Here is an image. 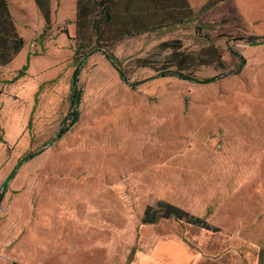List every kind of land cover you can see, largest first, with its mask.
I'll use <instances>...</instances> for the list:
<instances>
[{
	"label": "rangeland",
	"instance_id": "374dc122",
	"mask_svg": "<svg viewBox=\"0 0 264 264\" xmlns=\"http://www.w3.org/2000/svg\"><path fill=\"white\" fill-rule=\"evenodd\" d=\"M7 1L25 43L0 65V188L19 160L45 150L16 171L0 223L6 208L27 213L29 244L41 235L40 214L58 227V236L42 233L44 264H123L142 247L146 206L164 200L216 231L162 219L158 234L179 236L217 264H264V42L253 44L264 40V0H209L191 21L118 42L109 52L127 82L93 38L77 89V0H49L43 41L35 0ZM164 41L193 57L180 65L188 79L162 75L172 62ZM74 92L79 120L49 146ZM71 236L82 247L70 249Z\"/></svg>",
	"mask_w": 264,
	"mask_h": 264
},
{
	"label": "trees",
	"instance_id": "16d2710c",
	"mask_svg": "<svg viewBox=\"0 0 264 264\" xmlns=\"http://www.w3.org/2000/svg\"><path fill=\"white\" fill-rule=\"evenodd\" d=\"M40 12L43 14L46 27L41 34L40 41H43L46 32L51 28V8L49 0H35ZM147 8L146 13H143ZM77 27L76 32L79 38L83 39L81 49H77L75 58L79 63L86 53L83 49L91 44L92 39L95 40V46L105 49L114 60L118 63V58L109 52L110 49L118 42L132 36H139L145 32H154L165 27H171L180 22L191 21L194 16L198 15L188 4L186 0H77ZM7 0H0V65H8L24 48L25 40L19 34L17 26L10 12ZM84 27V28H83ZM83 28V30H82ZM256 36H251L248 42L257 41ZM103 42V45L100 43ZM162 47L171 49V63L163 65L162 75H177L183 79L190 77L183 74L180 65L186 64L193 57L179 50L180 46L176 45V41H164ZM217 54V52H216ZM178 56V70H170L171 65L175 63ZM218 59H221L217 54ZM29 58V57H28ZM147 59H140L138 62L142 66H146ZM223 67L224 62L220 60ZM28 62L24 67L18 70L17 74L10 80V83L16 82L20 77L26 75ZM80 76V68L75 71L73 83H77ZM76 92V91H75ZM74 92V99H77V93ZM74 108L67 113L63 123L59 129V137L67 133L71 127L79 120L80 112L76 107L74 100ZM1 129V126H0ZM174 217L184 220L195 225L202 222L199 217L190 215L187 211L180 209L179 206L164 200H159L155 205L146 206L142 220L147 223H156L161 218L166 219ZM264 257V251L261 252V262Z\"/></svg>",
	"mask_w": 264,
	"mask_h": 264
},
{
	"label": "crops",
	"instance_id": "0c3cea01",
	"mask_svg": "<svg viewBox=\"0 0 264 264\" xmlns=\"http://www.w3.org/2000/svg\"><path fill=\"white\" fill-rule=\"evenodd\" d=\"M186 1L189 6L197 12V10L207 4L209 0ZM255 6H258V3L253 4L252 8H256ZM249 8H245L243 16H250L252 10L250 11ZM144 10L145 11L143 13H146L147 8ZM146 33L148 32L143 34ZM18 200L19 199L16 201ZM24 200L26 199L22 196L19 201L24 202ZM91 217V213H89L87 220L90 221ZM142 217L140 223L143 226L144 235L139 240L142 242V247L129 251V254H127L122 261L123 264H217L209 255L195 250L188 243L179 238V236H163L158 234L153 225L161 221L163 218L156 223H147L143 222ZM27 218V213L19 215L16 213V208H6L4 213V222L0 223V264H44L42 233H44L45 229H48L51 235L58 236L60 234V230L58 227L57 229H52L51 227L44 226L45 224H48L46 222L47 219H44L40 214L38 216L39 221H45L43 228L41 227V235L35 239V243L29 244L27 238L30 235L32 236L33 229L30 227L27 228L25 224ZM169 219L179 220L174 217L163 220ZM191 224L195 225L194 223ZM195 226L216 231L211 228L210 223L206 219L202 220V222ZM86 242L87 241H85V243ZM72 244L73 247H70V249L82 247V245L75 239V236L70 237V245Z\"/></svg>",
	"mask_w": 264,
	"mask_h": 264
},
{
	"label": "water",
	"instance_id": "95a60500",
	"mask_svg": "<svg viewBox=\"0 0 264 264\" xmlns=\"http://www.w3.org/2000/svg\"><path fill=\"white\" fill-rule=\"evenodd\" d=\"M263 41H259V42H256V43H253L254 45H258V44H261L263 43ZM97 50H93L91 52H89L88 54L85 55V57L80 60L79 64H78V67L77 69L81 68V66L83 65L84 61H86L90 56H92ZM106 56L108 57V59H110V63L116 68L119 70L120 74L123 76V80L125 82H127V77L123 74V72L119 69V67L117 66V64L115 63V60L108 54V53H105ZM223 74L217 76V77H211L207 80H205L204 82H211L213 80H217L219 77H221ZM72 80L74 81V77L72 78ZM75 88L77 89V84L75 83ZM80 94L77 93V100H76V107L79 108V105H80ZM59 138V135H57L54 139L50 140L48 145H52V143H54L56 140H58ZM45 150V148H43L42 150H40L38 153H34L32 155H29L27 157H24L22 158L21 160L18 161L17 165L14 167V169L9 173L8 177L6 178L5 182L3 183V186L0 188V203L2 202V199L4 198L5 196V193L7 191V188L9 187V184L12 180V178L14 177L16 171L19 169V167H21L28 159H30L31 157H33L34 155H38L40 154L41 152H43Z\"/></svg>",
	"mask_w": 264,
	"mask_h": 264
},
{
	"label": "built area",
	"instance_id": "2783aa9c",
	"mask_svg": "<svg viewBox=\"0 0 264 264\" xmlns=\"http://www.w3.org/2000/svg\"><path fill=\"white\" fill-rule=\"evenodd\" d=\"M13 264H18V263H13Z\"/></svg>",
	"mask_w": 264,
	"mask_h": 264
}]
</instances>
